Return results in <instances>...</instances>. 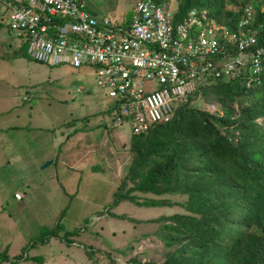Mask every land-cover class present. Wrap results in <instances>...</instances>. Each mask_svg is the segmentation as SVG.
Masks as SVG:
<instances>
[{"label":"rangeland","instance_id":"374dc122","mask_svg":"<svg viewBox=\"0 0 264 264\" xmlns=\"http://www.w3.org/2000/svg\"><path fill=\"white\" fill-rule=\"evenodd\" d=\"M135 2L117 0L113 8L109 0H88V8L119 20ZM19 44L0 25V248L8 244L9 254L29 256L15 264H133V259L138 264L160 262L164 246L154 230L162 220L152 218L163 211H181L180 206L141 207L125 200L111 208L137 218L136 223L116 217H111L109 223L101 222L96 211L110 200L120 172L124 174L128 167L132 132L129 122L113 126L107 108L114 100L97 87L89 65L78 68L39 62L23 54L24 47L20 51ZM96 112V116L91 115ZM85 114L91 115L86 120L90 134L71 136L70 154L59 156L66 165L76 167L66 172L60 161L42 166L51 159L43 158L57 149L51 138L65 139L66 131L72 128L66 123ZM116 160L115 174L108 172L111 179L103 177L102 170H92L96 164L101 168ZM97 173L101 176L97 177ZM16 191H20V198L15 197ZM104 216L109 215L104 212L100 217ZM57 220L61 222L59 226H55ZM46 228L58 233L47 236L48 243L39 239L31 246L40 230ZM70 231L73 233L66 236L73 242L59 237ZM62 252L63 260L51 256ZM35 255H41L42 261L30 258Z\"/></svg>","mask_w":264,"mask_h":264},{"label":"trees","instance_id":"16d2710c","mask_svg":"<svg viewBox=\"0 0 264 264\" xmlns=\"http://www.w3.org/2000/svg\"><path fill=\"white\" fill-rule=\"evenodd\" d=\"M109 1L114 8L117 0ZM152 1L171 12L174 36L178 35L177 25L186 23L193 15L202 23L208 17L235 31L242 6L250 1L257 9L252 25L258 30L259 43H264V10H258V3L263 0L258 3L257 0H176L174 5L170 0ZM134 6L123 15L126 22L132 19ZM90 12L104 15L91 9ZM55 18L60 20V17ZM192 24L197 25L195 21ZM0 25L9 29L5 24ZM19 46L20 51L24 47L23 54L32 58L26 43L21 42ZM86 65L92 68L97 87L110 95L111 88L98 81L96 65L83 62L69 66ZM202 92L204 97L179 104L169 121L149 123L140 132L132 130L128 147L131 157L126 172H120L110 200L103 208L96 209L97 214L105 223H109L111 217L136 223L137 218L116 213L111 208L125 200L141 207L165 208L177 204L181 211L170 214L163 211L152 218L162 220L154 230L164 246L162 260L156 264H264V78L259 87L248 91L234 78L218 80L205 86ZM112 99V107L107 108L112 114L111 121L119 115L123 118L119 126L127 121L131 126L130 115L124 114L129 101L126 92L118 91L117 97ZM205 99L217 103L221 112L206 109ZM91 115L96 116L97 112ZM91 115L75 117L66 125L74 126L72 132L90 131L86 120ZM256 117H260V121ZM98 124L101 125L100 121ZM96 165L92 170L102 169ZM66 168L74 169L73 166ZM106 188L110 190V186ZM175 195L181 199H173ZM104 212L109 216L100 217ZM58 223L61 222L57 220L55 226H59ZM40 233L37 240L31 241V246L39 239L48 243L47 236L58 231L46 228ZM69 233L73 231L59 237L73 242V238L66 236ZM23 254H9L7 244L0 248V264L2 261L15 264L16 260L29 257ZM30 258L42 261L43 257ZM132 262L138 264L134 259Z\"/></svg>","mask_w":264,"mask_h":264},{"label":"built area","instance_id":"2783aa9c","mask_svg":"<svg viewBox=\"0 0 264 264\" xmlns=\"http://www.w3.org/2000/svg\"><path fill=\"white\" fill-rule=\"evenodd\" d=\"M134 10L126 22L92 14L88 0H0V23L26 43L35 60L96 65L98 81L111 88L110 95L126 92L124 113L133 131H142L150 121L168 120L174 102L185 98V77L195 69L181 46L195 35L193 21H201L193 15L177 25L174 36L170 11L152 0H138ZM121 121L117 115L113 124Z\"/></svg>","mask_w":264,"mask_h":264},{"label":"clouds","instance_id":"9594fccd","mask_svg":"<svg viewBox=\"0 0 264 264\" xmlns=\"http://www.w3.org/2000/svg\"><path fill=\"white\" fill-rule=\"evenodd\" d=\"M13 1L22 3L27 0ZM258 2H261V0H257ZM242 7V14L236 22L235 31H231L226 24L217 23L207 17L203 23L200 22L194 28L195 35L192 40L189 41L188 38L183 40L181 50L185 53L189 52L192 58L190 60L193 62L195 70H191L193 73L185 77V84L188 90L186 96L174 102L172 115L166 121H169L175 115L179 104L189 99L192 101L196 97H204L203 88L218 80L226 81L234 80L235 78L245 91L261 85L264 78V43H259L258 30L252 25L257 9L250 1ZM258 10H264V0L258 3ZM103 16L111 17L109 14ZM114 18L117 19L116 17ZM120 20H125L124 16ZM187 44L188 47L186 46ZM229 45L236 47H229ZM111 97L116 98L112 95ZM204 104L205 108L212 112H221L217 103L204 102ZM255 119L260 121L261 118L256 117ZM113 121L114 119L112 124ZM162 121H150L149 123ZM120 124H113V126L118 127ZM16 194H19V196ZM15 197L20 198L19 191L15 192Z\"/></svg>","mask_w":264,"mask_h":264},{"label":"crops","instance_id":"0c3cea01","mask_svg":"<svg viewBox=\"0 0 264 264\" xmlns=\"http://www.w3.org/2000/svg\"><path fill=\"white\" fill-rule=\"evenodd\" d=\"M8 29V28H7ZM9 30V29H8ZM79 89H80V87H78ZM72 128H71V130L70 131H66V133H65V135L63 134L64 132L62 131L61 132V136H63L64 135V137H65V139H52L51 138V141L53 142V143H57V149L55 150V151H53V153L51 152V155L49 156H45V158H43L44 160H47L49 157H51V159H50V162H49V164L51 163V162H57V161H60V163L63 165V168H65V171L67 172V168L66 167H68V166H72V165H69L68 163H67V165H66V162L64 161V160H61V159H59V156H61V158L63 157V154L66 152L67 153V155H69L70 153L68 152V144H69V140H70V138H71V136H75L77 133H84L83 135L85 136L86 134L88 135V134H90V132L89 131H87V130H78V131H76V132H72V130H73V127L74 126H71ZM69 139V140H68ZM87 139H85L84 141H86ZM98 146V145H97ZM54 159H56V160H54ZM107 163H110V161H108ZM116 163H118V161L116 160L115 162H114V164H110V165H105V166H103V167H101L102 169H103V177H105V176H107V177H111V175H108V172H113L114 173V170L116 169V166H117V164ZM66 165V166H65ZM76 166H74V168H75ZM113 167V170H110V168H112ZM92 168V167H91ZM86 169H88L87 167H86ZM101 169V170H102ZM115 174V173H114ZM101 176V173L99 174V173H97V177L98 176ZM99 176V177H100ZM106 179V178H105ZM96 182V181H95ZM94 182V183H95ZM20 192V191H19ZM63 252H62V255H59V256H57V255H55L54 253H51V256L53 257V258H55V259H61V260H63ZM69 256V255H68ZM50 257V256H49ZM59 261L57 260L56 261V263H58Z\"/></svg>","mask_w":264,"mask_h":264},{"label":"water","instance_id":"95a60500","mask_svg":"<svg viewBox=\"0 0 264 264\" xmlns=\"http://www.w3.org/2000/svg\"><path fill=\"white\" fill-rule=\"evenodd\" d=\"M49 162H50V160H48L47 162H45L44 164H42V166L45 165V164H48Z\"/></svg>","mask_w":264,"mask_h":264}]
</instances>
